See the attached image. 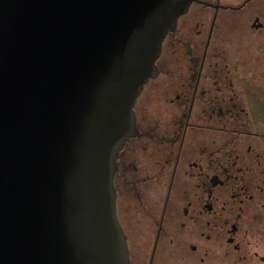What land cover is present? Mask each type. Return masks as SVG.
Here are the masks:
<instances>
[{
  "label": "water",
  "instance_id": "obj_1",
  "mask_svg": "<svg viewBox=\"0 0 264 264\" xmlns=\"http://www.w3.org/2000/svg\"><path fill=\"white\" fill-rule=\"evenodd\" d=\"M190 0H0V264H129L116 159Z\"/></svg>",
  "mask_w": 264,
  "mask_h": 264
},
{
  "label": "flooded vegetation",
  "instance_id": "obj_2",
  "mask_svg": "<svg viewBox=\"0 0 264 264\" xmlns=\"http://www.w3.org/2000/svg\"><path fill=\"white\" fill-rule=\"evenodd\" d=\"M156 68L116 159L129 264H264V0H190Z\"/></svg>",
  "mask_w": 264,
  "mask_h": 264
},
{
  "label": "rangeland",
  "instance_id": "obj_3",
  "mask_svg": "<svg viewBox=\"0 0 264 264\" xmlns=\"http://www.w3.org/2000/svg\"><path fill=\"white\" fill-rule=\"evenodd\" d=\"M263 120L262 118L260 119V121Z\"/></svg>",
  "mask_w": 264,
  "mask_h": 264
}]
</instances>
